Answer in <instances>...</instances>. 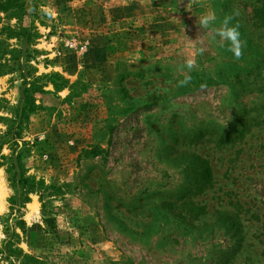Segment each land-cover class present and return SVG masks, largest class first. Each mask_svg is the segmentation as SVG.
<instances>
[{
  "label": "rangeland",
  "instance_id": "obj_1",
  "mask_svg": "<svg viewBox=\"0 0 264 264\" xmlns=\"http://www.w3.org/2000/svg\"><path fill=\"white\" fill-rule=\"evenodd\" d=\"M12 230L43 264H264V0L0 10V245Z\"/></svg>",
  "mask_w": 264,
  "mask_h": 264
},
{
  "label": "clouds",
  "instance_id": "obj_2",
  "mask_svg": "<svg viewBox=\"0 0 264 264\" xmlns=\"http://www.w3.org/2000/svg\"><path fill=\"white\" fill-rule=\"evenodd\" d=\"M238 15V13H236ZM233 16H225L220 22L219 26L215 27L217 17L215 13H208L199 18V24L202 29H208L210 26H213L212 31L213 35L211 36V42L219 44L221 47H227L235 58L241 57L243 54L242 51V41L240 38V31L238 24L232 23ZM204 49H198V52H203ZM196 61L194 59H187L186 64L189 69L193 68ZM187 79V78H186ZM186 81H182L184 83Z\"/></svg>",
  "mask_w": 264,
  "mask_h": 264
},
{
  "label": "trees",
  "instance_id": "obj_3",
  "mask_svg": "<svg viewBox=\"0 0 264 264\" xmlns=\"http://www.w3.org/2000/svg\"><path fill=\"white\" fill-rule=\"evenodd\" d=\"M12 0H5V2L0 4V10L5 11L8 4H10ZM28 87L24 91V106L22 107L21 111L24 112V116L31 112L33 108V100H32V89ZM204 176L208 179L211 177V171L207 167H204ZM48 223V220H46ZM19 225V229L22 233L25 232L24 223L23 221L17 222ZM18 240L19 236L13 230L9 233V238L2 242L0 245V257H3V261H7L8 264H43L37 257L30 256L25 254L19 247H18ZM0 264H2L0 262Z\"/></svg>",
  "mask_w": 264,
  "mask_h": 264
}]
</instances>
